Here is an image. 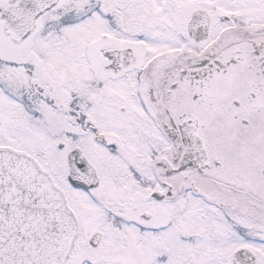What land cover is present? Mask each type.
<instances>
[{
    "label": "snow or ice",
    "instance_id": "6c2138e0",
    "mask_svg": "<svg viewBox=\"0 0 264 264\" xmlns=\"http://www.w3.org/2000/svg\"><path fill=\"white\" fill-rule=\"evenodd\" d=\"M0 264H264V0H0Z\"/></svg>",
    "mask_w": 264,
    "mask_h": 264
}]
</instances>
